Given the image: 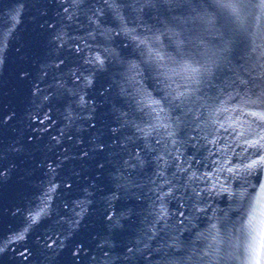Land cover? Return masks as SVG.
Returning <instances> with one entry per match:
<instances>
[{"label": "water", "instance_id": "obj_1", "mask_svg": "<svg viewBox=\"0 0 264 264\" xmlns=\"http://www.w3.org/2000/svg\"><path fill=\"white\" fill-rule=\"evenodd\" d=\"M260 112L264 0H0V264H256Z\"/></svg>", "mask_w": 264, "mask_h": 264}, {"label": "snow or ice", "instance_id": "obj_2", "mask_svg": "<svg viewBox=\"0 0 264 264\" xmlns=\"http://www.w3.org/2000/svg\"><path fill=\"white\" fill-rule=\"evenodd\" d=\"M178 47H181L183 42L178 41ZM159 59L163 60V57H160ZM211 71V67L209 65H198L197 63H194L192 60L187 59L183 60L179 64L178 69H173L174 74L176 75H182L187 81L190 82L188 85L187 90H191V83L199 84L201 82L202 76ZM184 93H179L178 98L180 96H183ZM254 116H259L261 120H264V112L260 113H252ZM261 140H264V136L261 137ZM256 144H259V141L254 142ZM261 147H264V145H261ZM264 162V157L261 158V161H253L251 165L248 167H254L257 163ZM253 256L251 257L256 261V264H264V232L261 233L260 242L258 247H254L252 249Z\"/></svg>", "mask_w": 264, "mask_h": 264}]
</instances>
